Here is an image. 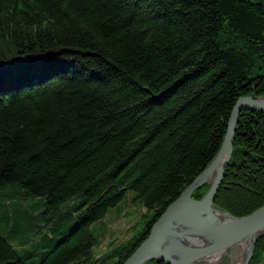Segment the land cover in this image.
<instances>
[{"label":"trees","instance_id":"16d2710c","mask_svg":"<svg viewBox=\"0 0 264 264\" xmlns=\"http://www.w3.org/2000/svg\"><path fill=\"white\" fill-rule=\"evenodd\" d=\"M253 94L264 98V0H0V191L40 197L52 216L75 200L39 257L0 235V264H96L90 227L132 192L150 216L102 261L122 264ZM263 205L264 114L242 112L214 206ZM263 254L264 237L249 264Z\"/></svg>","mask_w":264,"mask_h":264},{"label":"water","instance_id":"95a60500","mask_svg":"<svg viewBox=\"0 0 264 264\" xmlns=\"http://www.w3.org/2000/svg\"><path fill=\"white\" fill-rule=\"evenodd\" d=\"M242 112L264 114V98L253 94L240 97L235 102L216 156L165 209L152 225L148 236L122 264H147L150 261L192 264L225 252L244 240H249L250 245L242 264L250 263L255 242L264 235V205L243 217H234L214 206L225 169L231 160ZM203 185H209L205 195L200 200L193 199V193Z\"/></svg>","mask_w":264,"mask_h":264},{"label":"rangeland","instance_id":"374dc122","mask_svg":"<svg viewBox=\"0 0 264 264\" xmlns=\"http://www.w3.org/2000/svg\"><path fill=\"white\" fill-rule=\"evenodd\" d=\"M15 189L18 187L12 185L0 191V212L7 209L10 216L9 219L6 215L0 219V235L7 238L20 256L31 252L39 257L38 252L41 251L40 246L45 244V236L51 227L59 225V221L52 222L51 219L57 220L58 215L62 217L59 219L63 223L59 226L60 230L63 227L68 229L73 225V218L67 213L71 210L75 200L62 205L56 215L52 216L53 214L46 212L44 200L40 197L32 196L26 199H22L20 196L8 197ZM4 194L6 196H3ZM133 197L134 194L128 192L115 208L108 211L104 219L90 227L96 240L93 247L94 259L97 260L96 264H102L103 258L111 248L125 246L132 236L144 229L150 215L144 214L145 210L141 205L132 202ZM7 199L8 203H6ZM43 223H45L44 226ZM262 237L264 235L259 238ZM239 256L240 254H233L228 250V254L223 257L220 264H231L229 260H237ZM261 264H264V254Z\"/></svg>","mask_w":264,"mask_h":264},{"label":"bare ground","instance_id":"6f19581e","mask_svg":"<svg viewBox=\"0 0 264 264\" xmlns=\"http://www.w3.org/2000/svg\"><path fill=\"white\" fill-rule=\"evenodd\" d=\"M211 181V179L209 180ZM250 245V241L249 240H244L243 242L234 245L233 247H231L229 250L231 253L233 254H240L239 258H237V260H229V262L231 264H242L244 256L246 251L248 250V246ZM228 254V250L225 252H219L210 256H207L201 260H198L192 264H220V262H222V259L224 256H226ZM237 256V255H234ZM234 259V258H233ZM223 262H225L223 260Z\"/></svg>","mask_w":264,"mask_h":264}]
</instances>
